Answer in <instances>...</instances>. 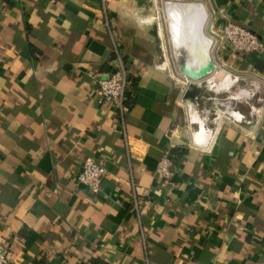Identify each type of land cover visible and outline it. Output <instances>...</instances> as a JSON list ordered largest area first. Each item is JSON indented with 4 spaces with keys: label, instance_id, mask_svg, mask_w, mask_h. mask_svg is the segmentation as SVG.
I'll return each instance as SVG.
<instances>
[{
    "label": "crops",
    "instance_id": "1",
    "mask_svg": "<svg viewBox=\"0 0 264 264\" xmlns=\"http://www.w3.org/2000/svg\"><path fill=\"white\" fill-rule=\"evenodd\" d=\"M203 1L216 67L241 82L264 79V49L234 58L222 31L234 22L264 47V0ZM151 3L0 0V249L9 264H264V93L251 100V123L224 121L211 150L192 144L184 105L201 90L184 99ZM192 10L200 32L203 11ZM170 38L178 70L206 66L188 45L194 58L183 59L186 43ZM113 39L133 76L123 114L99 102L97 80L118 66ZM193 117L204 133L207 119ZM166 154L168 180L156 171ZM87 158L106 168L98 193L77 181Z\"/></svg>",
    "mask_w": 264,
    "mask_h": 264
},
{
    "label": "built area",
    "instance_id": "2",
    "mask_svg": "<svg viewBox=\"0 0 264 264\" xmlns=\"http://www.w3.org/2000/svg\"><path fill=\"white\" fill-rule=\"evenodd\" d=\"M222 31L224 40L234 58H238L241 54H250L264 49L257 35L241 25L229 21L225 23ZM113 48L116 53L118 66L109 72L106 77L97 80L98 93L100 96L99 102L111 104L119 113L123 114L132 90L133 76L124 60L120 44L116 39H113ZM232 79L233 83L231 87L241 80L239 76H234ZM181 82V88H185L191 80L186 77L182 79ZM247 82V84L245 83V85L238 87L236 90L229 91V95L231 96L236 94L231 106L234 111L232 116L224 118L222 123L224 121L237 124L251 123V117L259 113L258 108L251 106V100L260 93H264V79L251 78ZM183 88L181 91H184ZM241 92H249L250 95H241ZM242 103L251 107L249 114L244 113L240 109ZM217 134L218 132L208 144H194L204 149L211 150L216 142ZM171 163L172 159L168 154L162 157L156 170L160 179L168 180L173 175L170 169ZM105 173V166L99 164L93 158H87L83 163L82 170L77 176V181L84 184L90 191L98 193L101 190L102 179ZM0 264H9L7 252L1 249Z\"/></svg>",
    "mask_w": 264,
    "mask_h": 264
},
{
    "label": "rangeland",
    "instance_id": "3",
    "mask_svg": "<svg viewBox=\"0 0 264 264\" xmlns=\"http://www.w3.org/2000/svg\"><path fill=\"white\" fill-rule=\"evenodd\" d=\"M169 1H199L202 3H204V1L203 0H156L154 2V0H150V2H152L151 3V14L153 17V21L155 22L156 25H158L159 23L161 27L162 45H163V54H164L163 59L166 58V60L168 61L169 68L171 69V71L173 72L175 76L181 77L184 79L186 77L178 70L177 61L175 59V54H174V48H173L171 38H170L171 36L170 26H169L170 21L168 22L169 17H168V13L166 11V6H165L166 3ZM180 13H183V14L179 15L178 18L174 15L176 22L174 24L172 23V26H173L172 31H174L173 40L175 41L174 43L176 42L186 43V44H182L181 46V49L184 52L183 59H185L186 61H189L194 58V56L190 52V49L198 56L199 60H202V58H204L205 56V49H206V45H205V41H204L203 33H202L204 13L202 12V20H201L200 29H199L200 32L198 31V23L201 18V15H200L201 13L199 11H195L192 9H185V10H182ZM209 20H210V13H209L208 21ZM208 21L204 28L205 36L208 37L207 36L208 34L215 40V38L209 33V30L207 29ZM187 45L190 47V49L187 47ZM214 46L215 44L212 47L211 53L209 51V61L211 57L215 63V68L210 74H208L202 79L203 86L198 95L200 96V99H198V101L195 100L193 102L192 108L188 107L189 115H192L195 112L204 114L207 111V109L213 110L216 107L217 109L218 108L224 109L228 106L231 107L234 101L225 100V98L227 97L229 98L228 96L229 91L230 90L234 91L238 87L243 86L246 83V82H241L242 80H240V82H237L232 87L229 86V88H221V89L218 88L217 89L216 87H212L211 83L213 79L216 77L217 73L221 70L220 68L216 67V62L213 57ZM198 65L199 64H197L194 67V70L197 69ZM207 66L211 67L210 64L209 65L206 64V66L204 67H207ZM232 78H234V76H232ZM240 94L241 95L244 94L245 96L250 95L249 92H241ZM234 96H236V94ZM214 101H215V104H218V105H215ZM183 104L185 103L183 102ZM184 106L187 108L186 104Z\"/></svg>",
    "mask_w": 264,
    "mask_h": 264
},
{
    "label": "bare ground",
    "instance_id": "4",
    "mask_svg": "<svg viewBox=\"0 0 264 264\" xmlns=\"http://www.w3.org/2000/svg\"><path fill=\"white\" fill-rule=\"evenodd\" d=\"M165 6H166V11H167L168 17H169L168 22L170 21L169 26H170V33H171L172 38H173V32H174V31H172V29H173L172 23L174 24L176 22L175 16L178 18L179 15L183 14L180 12L182 10H185V9L198 8V9H201L203 11L204 22H203L202 33H203V38H204L205 45H206L204 60H205V63L209 65L206 58L209 54V51L211 53L212 47L214 45V39L209 35L207 38L205 37L204 26H205V24H207V21L209 19V13H207V11H206L207 9L205 7V4L202 2H199V1H169L166 3ZM177 57H179V53H177ZM199 68H203V67L200 66ZM232 83H233V79H231L224 72L220 71L217 73L216 77L213 79L211 85H212V87H216L217 89L218 88L221 89V88H229V86H231ZM228 96H229V98L227 97V98H225V100L234 101V98H235L234 95L231 96L228 94ZM189 107L192 108V103H189ZM188 109L189 108L187 107V111H188ZM233 111L234 110L230 106H228L224 109H221V108L217 109V107L213 110L207 109V111L204 114H200L197 112L200 117L207 119L206 124L204 126L205 127L204 133H202L200 125L194 120L193 114L192 115L188 114L189 123L191 126H193L195 128L193 131L192 144H194V143L208 144L212 140L214 135L216 134V132L219 129L223 119L226 118L227 116H232ZM199 135L202 136L203 141L197 140V137Z\"/></svg>",
    "mask_w": 264,
    "mask_h": 264
},
{
    "label": "water",
    "instance_id": "5",
    "mask_svg": "<svg viewBox=\"0 0 264 264\" xmlns=\"http://www.w3.org/2000/svg\"><path fill=\"white\" fill-rule=\"evenodd\" d=\"M215 68V64L211 65V67H204V68H199V69H195L191 72L185 73L183 70H180V72L188 77L189 79H191V82L188 84V86L186 87L185 93H184V99L185 100H190V99H195L196 94L201 90V80L207 76L208 74H210L213 69ZM186 74V75H185ZM214 98V97H213ZM215 104V101H214ZM218 105V104H215Z\"/></svg>",
    "mask_w": 264,
    "mask_h": 264
},
{
    "label": "trees",
    "instance_id": "6",
    "mask_svg": "<svg viewBox=\"0 0 264 264\" xmlns=\"http://www.w3.org/2000/svg\"><path fill=\"white\" fill-rule=\"evenodd\" d=\"M94 262V261H93Z\"/></svg>",
    "mask_w": 264,
    "mask_h": 264
}]
</instances>
